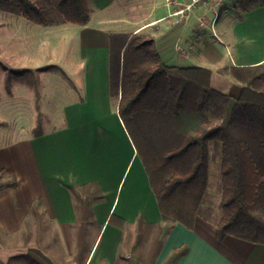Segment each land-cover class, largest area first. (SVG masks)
<instances>
[{
  "label": "crops",
  "instance_id": "obj_1",
  "mask_svg": "<svg viewBox=\"0 0 264 264\" xmlns=\"http://www.w3.org/2000/svg\"><path fill=\"white\" fill-rule=\"evenodd\" d=\"M229 2L232 9L227 8ZM0 13V132L5 134L7 122L28 120L16 125L17 139L0 143V176L5 170L17 180L14 187L0 191V229L7 234L0 238L2 260L29 253L43 264H75L71 256L76 215L68 186L88 183L94 196L93 215L101 229L86 264H129L139 218L145 228H163L154 264H162L177 251L181 254L176 264H264L263 243L233 235L218 239L215 225L200 216L193 228L162 220L147 170L109 90L111 33L152 37L168 65L215 70L262 63L264 6L240 10L234 0H222L214 8L203 0L194 4L191 0H93L89 21L74 24L78 27L72 31L65 28L67 23L44 26ZM54 26L60 27L57 34L63 38L80 35L79 57L84 65L78 88H52L49 82L45 87L39 81L33 85L16 75L23 69L51 66L35 71L39 79V74L59 69L53 67L54 35L48 32ZM22 86L34 92V103L27 100L31 107L26 112L22 102L27 93ZM43 108L52 115L47 120H58L59 125L38 123L37 130ZM37 199L58 232L48 249L24 245L20 239L21 224ZM58 253L67 261L57 259Z\"/></svg>",
  "mask_w": 264,
  "mask_h": 264
},
{
  "label": "trees",
  "instance_id": "obj_2",
  "mask_svg": "<svg viewBox=\"0 0 264 264\" xmlns=\"http://www.w3.org/2000/svg\"><path fill=\"white\" fill-rule=\"evenodd\" d=\"M234 3L240 10L264 6V0ZM0 10L44 26L84 25L93 0H0ZM109 90L118 100L119 116L147 170L164 222L193 228L200 216L215 225L218 239L233 235L264 244V61L215 70L168 65L152 37L111 33ZM213 160L220 163V176L210 194ZM16 184L2 170L0 191ZM68 188L76 215L71 261L86 264L101 225L93 215L90 184ZM144 224L139 218L129 264H154L159 253L163 228ZM19 234L24 245L41 249L58 239L40 199L31 204ZM5 235L0 229V238ZM180 254H169L162 264H176ZM13 260L43 264L29 253L0 258V264Z\"/></svg>",
  "mask_w": 264,
  "mask_h": 264
},
{
  "label": "rangeland",
  "instance_id": "obj_3",
  "mask_svg": "<svg viewBox=\"0 0 264 264\" xmlns=\"http://www.w3.org/2000/svg\"><path fill=\"white\" fill-rule=\"evenodd\" d=\"M227 8L232 9V4L231 2H229V4H227ZM3 14V13H0ZM67 29H70V31L75 30V28H77V25L74 24H70L67 23L65 25ZM50 29H48L49 35L53 34V38H54V45H53V61L55 62V65L53 67H59V69L56 68V70H54L51 73V70L48 71V73L41 75L39 74V79L38 77H36L37 72L34 73H22V74H16V75H22L23 78H25V80L30 79L31 81L34 80L36 83L37 81H39V83L42 84V86L46 87L47 82H49L52 86V88L54 86H56L59 89H69V87H74V88H78L81 83V77H80V69H82L84 62L83 59L79 57V39H80V35L75 32L73 35H65V37H61L57 34V29H59L60 27L54 26V27H49ZM53 32V33H52ZM69 68L68 71H65V68ZM50 69V68H49ZM74 69L76 71H74ZM13 74V73H11ZM14 75V74H13ZM59 79V80H58ZM4 88V86H2ZM22 88L24 90H26V97L22 102V110L23 112H26L27 109H29L30 103H26L27 100H31V103H34L35 99L34 98V92L31 88L26 87V86H22ZM53 92H55V90H53ZM45 101V100H44ZM37 102H41L38 101V99L36 100ZM38 104V103H37ZM43 114L41 115L42 121L41 120H37V130L40 128L39 124H42L43 127H45L46 125L52 124V125H59L60 121H52L50 122L49 120H47V118H51L52 115H50V111H46L45 108H43ZM22 112V113H23ZM24 118V116H23ZM20 123L23 124H27L28 120L25 121V118L23 121H11V122H7L6 126V132L5 134L0 132V143H9V142H13L15 139H17V137L15 136L17 130H15L16 125H19ZM35 123V124H36ZM39 123V124H38ZM24 133V131H22ZM209 173H210V178H211V186L209 189V193L210 194H214L215 190H214V184L216 183V181L218 180L219 176H220V163L218 161H211L209 164ZM53 258V257H52ZM59 260H63V262L67 261L65 259V257L60 256L58 253V258ZM57 261V260H56Z\"/></svg>",
  "mask_w": 264,
  "mask_h": 264
},
{
  "label": "built area",
  "instance_id": "obj_4",
  "mask_svg": "<svg viewBox=\"0 0 264 264\" xmlns=\"http://www.w3.org/2000/svg\"><path fill=\"white\" fill-rule=\"evenodd\" d=\"M172 0H168V2H171ZM199 0H191V4H194L196 2H198ZM205 3H207L210 8H214L217 5H220L222 0H203Z\"/></svg>",
  "mask_w": 264,
  "mask_h": 264
}]
</instances>
